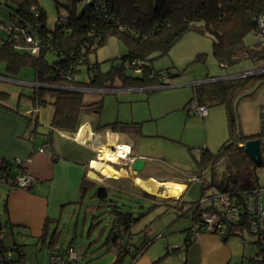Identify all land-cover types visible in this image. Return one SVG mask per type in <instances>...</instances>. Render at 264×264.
<instances>
[{
  "label": "trees",
  "instance_id": "1",
  "mask_svg": "<svg viewBox=\"0 0 264 264\" xmlns=\"http://www.w3.org/2000/svg\"><path fill=\"white\" fill-rule=\"evenodd\" d=\"M79 1L82 5L77 10L75 5ZM69 3L65 6L66 13H59L54 28L49 29L45 25L44 11L37 0H0V5L9 9V18L0 21L6 34L0 40V61L5 63V76L15 78L23 68L30 67L34 72L35 82L66 87L55 90L52 100L44 98L45 90H49L44 87H34L29 94L34 108L38 109L46 104L52 106L50 129L44 134L47 143L53 129L75 133L83 112L94 110L96 115L99 114L102 99L87 104L83 101L85 90L76 89H135L170 84L175 76L173 67L166 70L156 69L153 60L167 54L187 33L209 36L212 54L220 67L231 71L228 75L234 74L231 69L243 61L250 63L252 69L264 66V29H258L257 25L259 16L264 15V0H69ZM249 33L254 36V42L246 44L244 38ZM110 36H118L124 40L127 51L119 61L112 62L109 69L102 70L99 62L91 61L89 55ZM32 47L38 48L37 55L32 54ZM47 54L55 58L49 60ZM197 59L202 60V55H198ZM83 68L86 78L79 80L76 75ZM253 77L262 78L264 82V75H252L199 83L194 86L193 96L188 101V105L195 101L205 108L206 104H223L230 127V137L221 146L218 154H211L207 149L200 150L203 166L204 161L209 163L206 171L209 172L210 180L202 179L201 182V196L206 200L191 202L187 210L193 220L187 232L189 241L194 240L190 237L192 230L202 229L197 215L199 212H220L213 200L214 195L225 193L238 203L242 200L241 195L252 193L261 184L256 172L260 165L253 163L241 147L244 141L258 138V134L234 135L232 131L233 103L252 83L249 79ZM7 95L8 92L0 91V99ZM27 118L30 131H34L37 118ZM138 124L113 121L100 126L111 132L124 134L133 130L135 133L140 132ZM10 165L7 159L1 168L2 172L7 173L6 176L10 175ZM218 167H222L224 173L216 170ZM108 180L121 181L120 178ZM84 187L82 195L90 189L93 192L91 198L96 201L93 205L96 213L92 214L88 233L97 225H102L104 215L108 214L109 227L106 229L104 225L102 229L106 232L103 244L109 249L115 248L116 258L110 264H122L123 258L130 253V240L136 234L131 229L147 212H141L135 217L132 211L121 210L118 201L109 198V195L117 197V191H131L129 188L117 189L116 192L112 190L111 193L108 187H96L95 182L86 177L82 182V188ZM209 188L212 191L206 194ZM138 190L142 192L140 188ZM146 196L148 195H143L151 200ZM176 201L173 208L181 209L184 202ZM156 205L158 203L152 201L148 209ZM240 209L239 219L229 224L228 233L220 236L222 239L245 230L246 216L243 206ZM187 211H176V217L185 216ZM147 227L146 222L140 231H146ZM44 235L41 237L42 241L45 240ZM56 237L51 235L48 244H55ZM151 242L152 239L143 238L140 245L134 247L136 249L133 258L136 259L140 250ZM263 243H259V252L256 255L260 259L256 261V257H252L251 264H264V247L261 246ZM0 252L6 257L1 234ZM18 255V261L24 258L23 252ZM8 260L11 261L10 256Z\"/></svg>",
  "mask_w": 264,
  "mask_h": 264
},
{
  "label": "rangeland",
  "instance_id": "2",
  "mask_svg": "<svg viewBox=\"0 0 264 264\" xmlns=\"http://www.w3.org/2000/svg\"><path fill=\"white\" fill-rule=\"evenodd\" d=\"M37 2L44 11L45 25L49 29L54 28L59 13H66L65 6L70 4L69 0H37ZM81 5V1L77 2L75 5L76 9L80 10ZM8 18L9 9L0 5V21H6ZM5 37L3 25L0 24V40ZM244 40L246 44H251L254 42V36L249 33ZM126 51L127 44L124 40L118 36H110L89 55V59L99 62L100 68L107 70L110 68V64L119 61V58ZM198 55H202L203 59H197ZM47 58L53 60L55 57L47 54ZM153 65L156 69L164 70L168 67H173L175 76L170 80L172 86L154 90H138L136 88L86 90L83 92V101L88 104L102 99V106L97 115L94 110H87L88 113L85 114L83 112L80 124L82 125L87 120H93L92 122L97 125L99 134L103 138L109 130L101 127L100 125L102 124L113 121L139 123L140 132L135 133V130H133L129 133L125 132L123 135L126 137L125 140L133 146L134 153L141 154L144 157L145 166L140 173L155 174L157 179L166 177H198L197 180L188 182L189 189L184 196V205L187 208L191 202L200 199L202 179L210 180L209 172L206 171L209 163L204 161L205 168H203L200 150L207 149L211 154H218L221 146L230 137L229 122L223 104H206L207 114L201 117L189 111L188 101L193 96L195 85L209 82L205 81L208 78L226 76L231 71L220 67L215 60L209 36L191 32L185 34L177 41L167 54L157 56L153 60ZM252 68L250 63L243 61L235 65L231 70L234 73H240ZM5 69V63L0 61V75L6 74ZM76 77L79 80H84L86 78L85 69L83 68ZM15 78L20 81L32 82L34 72L32 68L26 67ZM249 80H252V83L235 99L232 106L234 117L232 131L234 135L239 133L240 135L253 136L258 134L260 130L259 109L264 104V82L262 78L258 77H253ZM258 83L260 84L258 85ZM178 84L181 86H175ZM32 90L33 86L4 81L0 78V91L8 92V101L13 104H15L16 98L20 93L28 94ZM55 94V90H45L44 98L52 100ZM19 100L23 102L24 98L22 97ZM51 112L52 106L49 104L38 109L39 119L35 129L39 137L42 136L41 132H48L46 126L48 125ZM125 140L123 139V142H126ZM120 145H124V143ZM124 163H128V159H119V162L114 164V169L118 172L115 176L104 175L91 167H89V171L95 175L93 181L96 187H108L111 193L112 190L115 191L117 189L129 188L131 190L129 192L117 191V194L115 193L117 197L109 195V198L118 201L117 204L120 205L121 210L132 211L135 217L141 212H147L142 220L134 224L131 229L136 231V234L130 240L129 248L131 250L126 257L127 260L134 252V247L140 245L144 238L145 231L141 232L140 230L143 229L145 222L148 223L150 219L159 216L160 218L155 219L150 225L151 232H157L162 230L164 224L168 225L176 216L171 210L164 211L165 206L162 205L152 206L148 209L152 205V201L156 203L168 201L171 203L178 199L167 197L163 187L158 186L153 180L143 174L125 177L126 167L123 165ZM216 170L224 173L222 167H218ZM256 172L259 181L263 183L264 168L260 165ZM108 178H120L121 181H110ZM139 180L143 182V187L146 190L140 188ZM139 188L142 192L138 190ZM211 191L212 189L209 188L206 194H210ZM141 193L143 195L147 194L148 196L146 197L151 198L152 201L147 200ZM92 194V190L89 189L82 195L81 200L76 205L73 204L68 206L69 208L67 207L65 216H63L56 231L55 242L58 246H65L72 242L75 248L80 250V254L83 256L81 261L84 264H110L116 258L115 248L109 249L103 244L106 232L102 231L104 225L106 229L109 227L108 214L104 215L102 225H97L88 233L89 225L92 222V214L95 212V210L93 211V205L96 203L94 198H91ZM176 202H173L174 205ZM262 202L264 203V192L262 194ZM188 222H190V218L186 217L175 220L172 225L177 227ZM53 229L52 227L48 238L53 233ZM147 232L150 233L149 231ZM242 233H244L245 237L252 239V236L245 230ZM168 237L174 242V246L183 239L181 233H168L163 238L154 240L151 246L154 248L162 245L159 244L160 241ZM5 241L8 245L11 243V239L7 235ZM238 241L242 245L240 237H238ZM252 247H255L253 243L244 242L243 257L239 259V263L242 261V264H250L246 256L252 251ZM26 248V256L31 263L46 264L50 253L46 241L37 242L36 246L35 244H30ZM5 254L10 256L9 252H5ZM126 260H124L123 264H126Z\"/></svg>",
  "mask_w": 264,
  "mask_h": 264
},
{
  "label": "crops",
  "instance_id": "3",
  "mask_svg": "<svg viewBox=\"0 0 264 264\" xmlns=\"http://www.w3.org/2000/svg\"><path fill=\"white\" fill-rule=\"evenodd\" d=\"M5 77L7 79H3L4 81L30 86L36 83L34 79L32 82H25L8 76ZM29 94L20 93L16 98L15 104L8 101L9 93L6 97L0 99V175L3 174L1 168L5 160L19 157L25 161L23 168L34 176L31 185L25 189H12L7 183L0 182V234L4 252H9L10 264H17L19 260L18 247L20 246L26 263L38 264L37 262L31 263L29 261L26 256V249L28 248L26 246L30 244H35L36 246L37 242L42 241L41 237L45 233L44 241L47 242L50 251L64 248L67 245H73L72 242H69L65 246H58L57 243L51 246L48 244V234L53 227L51 235H56L67 207L73 204L76 205L81 200L83 179L86 177L94 180L90 176L92 173L89 171V162L97 156V149L100 146H112L124 143V145L129 147L130 154H132L131 157L144 159L143 155L134 153L133 146L125 140V135L121 133L111 132L107 128L109 130L108 133L101 138L97 125L92 122L93 120H87L82 125L79 124L75 133L53 129L48 141L50 143L49 149L42 150V145L45 143V132H41L42 136L39 137L37 135L38 132L36 133V126L34 131H30L28 123L27 116L32 120L37 118V124L39 119L38 111L35 110L30 102ZM22 97L24 100L20 102L19 99ZM85 113L88 112L85 111ZM51 116L52 112L50 118ZM49 121L46 126L48 131L50 129ZM123 139L126 142H123ZM125 169V177L143 174L153 180L158 186L163 187V184L169 185L171 192L165 191V195L177 198L182 202H185L184 196L189 189L188 182L196 177H166L164 179H157L155 178V174L147 175L140 172L134 174L129 166ZM8 170L10 174L8 178H13L18 172V167L10 165ZM138 182L141 185L140 188L146 190L143 187V182L141 180ZM173 202H176V200ZM173 202L162 201L158 202V205L165 206L164 211L171 210L175 215L176 211L184 213L189 208V206L185 208L184 203L181 209L173 208ZM176 216H174V219L168 225L164 224L162 230L157 232H151L150 225L155 219L160 217L157 216L150 219L144 238L152 239V242L136 259L133 258V253L136 249L134 248V252L130 255V258L127 260V256L123 258L122 264L124 260L127 261L126 264H242V261L240 263L238 261L243 257L242 249L244 242L248 241L253 243L255 247H252V251L246 256L247 261L258 255L260 244L251 234L249 235L252 236V239L245 237L244 233H242L243 230L240 234H231L225 239L214 233L200 232L195 240L189 241L187 232L193 222L191 213L187 211L185 216L178 218ZM186 217L190 218V222L177 227L172 225L175 220ZM174 232L181 233L183 237L181 242H177L176 246H174V242L170 240V237L160 241L159 244H162L160 246L154 248L151 246L154 240L163 238L166 234ZM245 232H247L246 229ZM6 235L11 239L9 245L5 241ZM238 237L241 238L242 245L239 243ZM15 245H18L16 249H14ZM262 245L264 247V243ZM76 250L82 260L83 256L80 254V250ZM73 263L84 264L82 261Z\"/></svg>",
  "mask_w": 264,
  "mask_h": 264
},
{
  "label": "built area",
  "instance_id": "4",
  "mask_svg": "<svg viewBox=\"0 0 264 264\" xmlns=\"http://www.w3.org/2000/svg\"><path fill=\"white\" fill-rule=\"evenodd\" d=\"M258 29H264V15L259 16L257 19ZM30 41V38L27 39ZM32 54L37 55L39 50L37 47H32ZM260 74L264 75V66L256 67L254 69L245 70L240 73H234L228 75L226 78L233 77H244V76H252V75ZM1 79H5V76H1ZM7 79V78H6ZM208 81H212V79H208ZM168 84H163L159 86H167ZM38 111V109H35ZM189 111L197 114L201 117L207 114V109L199 105L197 102L193 101L189 105ZM259 117H260V130L258 133V141H259V150L261 157V165L264 168V104L260 106L259 109ZM49 143L45 142L42 145V150L49 149ZM129 151L126 152V157L124 159H128V163H132L134 158L129 157ZM11 165H15L18 167V172L13 178H8V176L0 175V182L7 183L10 188H27L31 185L34 180V176L23 168L25 161L19 157H13L8 159ZM124 163L123 165H126ZM198 177L192 178V180H197ZM264 192V182L261 183L256 189L253 190L252 193L241 195V201L236 203L233 198L225 193H218L213 196V200L220 208L219 213L214 212H199L197 215L200 218V223L202 225L201 231L192 230L190 233V237L192 239H196L200 232H210L217 234L219 236L225 235L228 233V226L231 223L236 222L239 219V209L243 206V211L246 216V227L245 229L251 235H253L259 243L264 242V203L262 202V194ZM206 198L202 197L199 199L200 202L205 201ZM241 210V209H240ZM228 224V225H227ZM197 226V223L195 224ZM1 230V229H0ZM4 230V228H2ZM146 244L140 252L137 254L139 256L147 247ZM16 245L14 249H16ZM18 253L22 255V250L18 247ZM256 261L260 259V257L255 256ZM259 258V259H258ZM81 259L79 253L77 252L75 246L67 245L64 248H60L57 250H51L48 255V261L46 264H69L70 262H79ZM8 260V256L4 257L0 252V264H10ZM17 264H27L24 258H21ZM251 264V262H250Z\"/></svg>",
  "mask_w": 264,
  "mask_h": 264
},
{
  "label": "bare ground",
  "instance_id": "5",
  "mask_svg": "<svg viewBox=\"0 0 264 264\" xmlns=\"http://www.w3.org/2000/svg\"><path fill=\"white\" fill-rule=\"evenodd\" d=\"M127 151H129V147L126 145H102L97 149V156L90 160L89 165L104 175L115 176L118 172L114 169V163H118L119 159H124ZM163 188L164 191L171 192L169 185L163 184Z\"/></svg>",
  "mask_w": 264,
  "mask_h": 264
},
{
  "label": "water",
  "instance_id": "6",
  "mask_svg": "<svg viewBox=\"0 0 264 264\" xmlns=\"http://www.w3.org/2000/svg\"><path fill=\"white\" fill-rule=\"evenodd\" d=\"M227 76H223V77H217V78H213L212 80H221V79H225ZM208 81V80H205ZM33 86H38V87H44L46 89H51V90H58V89H66V87H62V86H54V85H43V84H39V83H33ZM172 85H167V86H157V87H152V88H139V89H158V88H168ZM138 89V90H139ZM76 90H87V89H76ZM91 90H96V89H91ZM241 147L243 148L244 152L247 154V156L253 161V163H255L256 165H261V157H260V150H259V141L258 139H249L244 141L241 144ZM145 166V161L143 158H136L132 161L131 165L129 166V168L134 172V174H137V172H140L143 167ZM6 172H3V175L6 176ZM93 179H95V175L91 174L90 175ZM85 189V187L83 188Z\"/></svg>",
  "mask_w": 264,
  "mask_h": 264
},
{
  "label": "clouds",
  "instance_id": "7",
  "mask_svg": "<svg viewBox=\"0 0 264 264\" xmlns=\"http://www.w3.org/2000/svg\"><path fill=\"white\" fill-rule=\"evenodd\" d=\"M2 76H4V75H2ZM226 76H228V75H226ZM208 79H213V78H208ZM208 79H206V80H208ZM213 81V80H212ZM37 83V82H36ZM168 85H171V84H168ZM35 87H37V86H35ZM88 91H90L91 89H87ZM86 91V90H85ZM36 109V108H35ZM129 154H130V151H129ZM129 157H131V154L129 155ZM133 158V157H132ZM134 159H136V158H134ZM115 164V163H114ZM131 165V163H127L126 165H125V167H127V166H130ZM197 177V176H196Z\"/></svg>",
  "mask_w": 264,
  "mask_h": 264
}]
</instances>
